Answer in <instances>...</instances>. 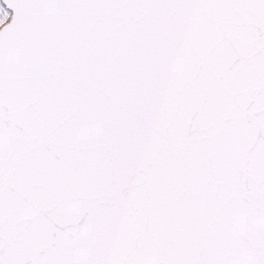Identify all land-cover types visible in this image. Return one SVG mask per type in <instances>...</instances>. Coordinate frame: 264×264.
<instances>
[{"label":"snow or ice","instance_id":"6c2138e0","mask_svg":"<svg viewBox=\"0 0 264 264\" xmlns=\"http://www.w3.org/2000/svg\"><path fill=\"white\" fill-rule=\"evenodd\" d=\"M0 264H264V0H0Z\"/></svg>","mask_w":264,"mask_h":264}]
</instances>
